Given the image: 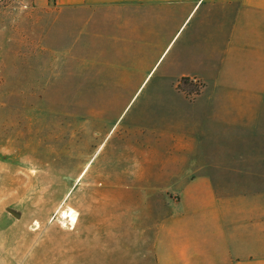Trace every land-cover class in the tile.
<instances>
[{
	"label": "rangeland",
	"instance_id": "rangeland-1",
	"mask_svg": "<svg viewBox=\"0 0 264 264\" xmlns=\"http://www.w3.org/2000/svg\"><path fill=\"white\" fill-rule=\"evenodd\" d=\"M92 14L59 10L54 0H0V264H159L157 250L171 254L162 232L175 226L178 187L155 182H175L178 155H146L141 133L174 132L163 118L181 108H156L149 124L151 83L112 87L116 42L99 45L107 72L95 90L96 43L81 21ZM176 49L178 36L166 55ZM197 115L200 149L237 147L240 155L214 156L235 167L256 151L253 129L238 137ZM261 116L264 131V97ZM258 144L264 154V138ZM256 158L248 156L247 174L255 175Z\"/></svg>",
	"mask_w": 264,
	"mask_h": 264
},
{
	"label": "crops",
	"instance_id": "crops-1",
	"mask_svg": "<svg viewBox=\"0 0 264 264\" xmlns=\"http://www.w3.org/2000/svg\"><path fill=\"white\" fill-rule=\"evenodd\" d=\"M54 6L93 12L81 21L85 36L92 34L96 43V91L107 72L98 58L108 53L100 49L111 41L121 47L112 87L139 90L151 83L149 124L156 108H181L176 116L169 109L163 118L164 129L169 124L174 132L157 136L149 126L148 135L141 133L146 155H178V176L170 179L175 182H155L178 187V202L172 204L175 226L162 232L171 254L157 250L159 264H170L172 257L178 264H264V190L248 194L237 189L264 185V154L257 148L264 138V0H54ZM177 36L178 49L166 55ZM184 78L200 85L196 97L177 90ZM200 110L228 124L225 129L238 137L253 129L256 151L247 153L242 167L214 157L240 155L235 146L198 147L204 138L197 130ZM252 155L259 165L255 175L247 174Z\"/></svg>",
	"mask_w": 264,
	"mask_h": 264
},
{
	"label": "trees",
	"instance_id": "trees-1",
	"mask_svg": "<svg viewBox=\"0 0 264 264\" xmlns=\"http://www.w3.org/2000/svg\"><path fill=\"white\" fill-rule=\"evenodd\" d=\"M177 90L189 96L190 93L197 92V86L194 85L189 81L188 78H184L180 81L179 85L177 86Z\"/></svg>",
	"mask_w": 264,
	"mask_h": 264
},
{
	"label": "bare ground",
	"instance_id": "bare-ground-1",
	"mask_svg": "<svg viewBox=\"0 0 264 264\" xmlns=\"http://www.w3.org/2000/svg\"><path fill=\"white\" fill-rule=\"evenodd\" d=\"M84 172L85 171H83L81 173V176L84 174ZM63 215H64V218H69L70 221H72V222H75V220H76L75 215H74V213L72 211H70V213H69V211L64 212Z\"/></svg>",
	"mask_w": 264,
	"mask_h": 264
},
{
	"label": "built area",
	"instance_id": "built-area-1",
	"mask_svg": "<svg viewBox=\"0 0 264 264\" xmlns=\"http://www.w3.org/2000/svg\"><path fill=\"white\" fill-rule=\"evenodd\" d=\"M191 82L193 84H196V81H194V80H192ZM196 86H197V89H198L197 92L191 93V97H193V98L196 97L199 94V92H200V85L197 84Z\"/></svg>",
	"mask_w": 264,
	"mask_h": 264
}]
</instances>
